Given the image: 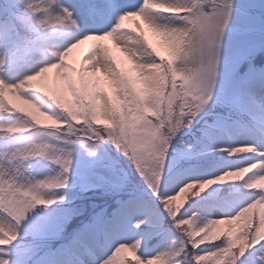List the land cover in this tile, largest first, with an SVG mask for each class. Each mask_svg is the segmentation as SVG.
<instances>
[{
  "label": "snow or ice",
  "instance_id": "obj_1",
  "mask_svg": "<svg viewBox=\"0 0 264 264\" xmlns=\"http://www.w3.org/2000/svg\"><path fill=\"white\" fill-rule=\"evenodd\" d=\"M6 2L11 5L7 11L0 6V84L5 87L8 84L3 76H15L22 65L32 63L43 55V49L38 45L44 38L31 36L35 30L28 19V0ZM42 3L47 11L58 14L62 27L76 26L72 13L67 8L58 13L53 10V6H58L57 0H42ZM115 6L107 0H96L87 5V8L91 13L100 15L105 9ZM22 9H26L23 14ZM246 14L247 6L236 3V0H142L138 10L119 15L115 25L109 30L85 34L68 44L66 51L87 41L112 39L113 47H119V51L127 59V65L124 66V62H118L117 57L103 44H92L90 54L82 59L78 69L77 91L74 94L77 111L73 113L65 109L66 82L57 71L56 83L51 85L52 94H37L41 88L50 87L46 74L56 70L55 65L43 63L34 72L22 76L13 84L15 88L29 79L34 82L32 89L39 99L32 100L31 103L41 113L62 123L65 126L60 127L62 134L68 133L90 144L111 140L131 160L173 220L174 226L180 230L184 239L178 249L161 252L152 259L140 257L137 264H141V261L143 264H237L246 250L257 244L264 248V216L259 214L258 219L253 216V210L257 207L264 209V152H257L254 146L236 145L217 149L229 156L255 154L260 157L258 161L243 167L256 165L246 172H251V175L242 182L248 190L257 187L262 190L251 191V202L234 215L223 220L208 219L198 223L195 217L182 218V204L177 203L173 207V202L178 198L182 199V194L188 190H192V194L197 196L205 186L226 182L229 177H242L244 173L241 174L240 168H227L206 181L186 182L171 195L164 196L161 193L172 141L179 130L191 125L211 99L220 70H224V78L219 87L224 91L229 84L230 65L249 58L258 49L264 50V41L254 42L239 49L234 61L221 59V33L230 23L236 25L238 33L257 30L254 24L245 23ZM131 18L142 21L147 33L155 37L159 46L167 52V64L157 62L156 57H160L161 61L164 57L150 43L145 31L140 30L134 36L131 34L132 29H124L125 21ZM260 31L264 32V27ZM85 61L87 64H84ZM248 78L246 74L242 79ZM251 79L264 84V69L252 73ZM138 83L143 87H135ZM106 84L114 96L121 98L122 104L109 103ZM4 95L11 103L13 97L8 92ZM59 112L63 114L57 115ZM101 118L111 122L103 131L93 127ZM17 131L14 126L0 128V132L8 134ZM47 133L48 127H43L37 134ZM259 134L264 138V130ZM34 148L35 151L15 149L7 156H0V264H35L34 244L22 241L27 237L36 240L43 236L51 220L48 209L57 199L48 197L46 193L50 189L64 186V182L58 178L37 181L35 184L21 183L19 171L16 170L17 163L48 154L50 146L37 145ZM55 160L64 172L68 171L67 158ZM253 169L256 171L253 172ZM58 199L62 201L64 198L61 196ZM37 207L44 211L30 216ZM241 220V230L234 231L233 224ZM142 223L144 221L139 220L135 226L139 227ZM219 224L228 227L218 229L216 226ZM216 240L219 242H213ZM206 243L216 247L208 250L202 247ZM137 248V243L117 244L102 264H125L119 257L124 253L137 256ZM242 264H256L255 254ZM259 264H264V256L259 258Z\"/></svg>",
  "mask_w": 264,
  "mask_h": 264
},
{
  "label": "trees",
  "instance_id": "obj_2",
  "mask_svg": "<svg viewBox=\"0 0 264 264\" xmlns=\"http://www.w3.org/2000/svg\"><path fill=\"white\" fill-rule=\"evenodd\" d=\"M0 6L5 11L11 7L6 0H0ZM26 9L30 10L28 19L35 30L31 36L32 38L35 36L44 37L38 46L43 49V55L50 58L52 52H48L47 49L49 46L58 45L53 43V39L62 35L59 31L62 28L61 23L55 20V13L46 10L42 0H28ZM26 9H22L21 13L23 14ZM53 10L56 11L55 6H53ZM249 12L256 17L260 15L259 18L263 19L261 16H263L264 10L251 9ZM38 13H42V15H37ZM57 22L60 24V29L52 32ZM172 22L179 23V21ZM124 29H132L131 34L134 36L140 30L145 31L150 43L164 57L163 61L160 60V57H156L157 62L167 64V52L159 46L155 37L147 33L145 28L139 25H129ZM99 42L117 57L118 62L123 61L124 66L127 65L126 56L119 51V47L112 45L109 47L107 40ZM92 44L94 42L78 46L67 51V55L62 56L67 70L64 79L66 82L65 109L69 113L77 111L74 94L77 91L78 69L82 59L90 54ZM253 56L256 58L255 65L264 64V53L261 55L255 53ZM37 60L39 57L35 61ZM84 64H87V61ZM72 66L77 69L74 70ZM54 73L55 70H51L47 74L50 87L41 88L38 94L44 92L52 94L51 85L56 83ZM33 83L32 80H27L23 88L25 93L34 92ZM105 87L109 93L107 97L109 103H123L118 95H113L107 84ZM135 87L140 88L143 85L138 83ZM10 96L13 97L11 103L0 91V128L14 126L18 131L13 134L0 132V156H6L8 151H14L17 141L29 140L23 147L32 146L27 150H33L34 143L44 145L55 137L63 142L72 143L79 154L78 157H74L68 153V150H65L62 153L57 152L54 157L46 158V160L45 156H37L20 161L16 165L21 183L35 184L37 181L58 178L64 182V186L68 187L50 189L46 193L48 197L57 198L53 206L65 211L66 217L57 225L48 224L43 236L39 239L33 240L31 237H27L22 241L34 244L36 250L34 261L43 254L52 253L48 264H102V261L109 257L117 244L132 245L137 243V256L124 253L119 257L125 261V264H137L140 257L152 259L153 256L161 252L180 247L184 239L182 233L174 226L173 220L153 195L146 182L142 177H138L136 174L138 171L131 160L111 140L105 139L90 144L80 138L72 137L68 133L62 134L60 127H65L62 123L53 120L52 117L41 113L32 106H28L16 96ZM251 98L254 103V112L261 114L264 111V84L260 81L251 86ZM235 102L226 101L220 96L216 97L210 105L200 111L202 116L197 118L199 113L191 125L176 133V137L172 141V147L168 153L165 179L161 186V193L164 196L171 195L186 182L206 181L221 174L227 168H240L241 174L244 173L240 178L229 177L226 182L205 186L197 196L192 194V190L182 194V199L178 198L173 202V207L177 203L182 204V218L195 217L198 223H203L208 219H217L215 213L218 210L224 219L234 215L241 207L251 202L253 199L251 191L262 190L260 187L248 190L242 182L243 179L251 175V172H246L256 165H251L249 168L243 167L258 161L259 155L229 156L224 151H217L218 148H229L236 145H256L257 148L260 146L261 139L252 137V141L244 131L240 132L242 131L240 127H245L248 131H254L256 134H259L261 130L255 128L247 118L239 113L234 121L219 123L221 117L228 118L227 115H231L236 108H240ZM46 107L49 106L46 105ZM62 114V112L57 113V115ZM74 123L76 122L74 121ZM110 123L105 118H101L99 123L93 124V127L103 131L106 126H110ZM43 127H48V135L40 139L41 135L38 137L37 133ZM70 147L68 146V148ZM55 158L69 160L67 172L58 166ZM83 169L88 170L84 172ZM87 171L89 172L87 173ZM252 171L254 172L256 169ZM61 196L64 198L62 201L58 199ZM42 210L41 207L34 209L37 213ZM259 214L264 216V209L257 207L253 210V216L258 219ZM139 220H143L144 223L136 227V222ZM242 222L243 220L234 223L233 230L240 231L239 226ZM86 226L88 227L86 228ZM216 227L219 229L228 226L219 224ZM20 232L23 238L22 227ZM202 247L213 250L216 245L206 243ZM253 254H255L256 264H259V258L264 256V248L257 244L246 250L244 255L237 260V264L249 260ZM141 264H143L142 261Z\"/></svg>",
  "mask_w": 264,
  "mask_h": 264
},
{
  "label": "rangeland",
  "instance_id": "obj_3",
  "mask_svg": "<svg viewBox=\"0 0 264 264\" xmlns=\"http://www.w3.org/2000/svg\"><path fill=\"white\" fill-rule=\"evenodd\" d=\"M93 2H96V0H57L58 6H55L56 12L58 13L61 9L67 8L72 13V18L75 21L76 26L62 27L61 28L62 31H61L59 30L60 24L57 22L54 25L55 27L52 29V32H54L55 30H59L62 35H60L56 39H53L54 40L53 43H56L58 45H52L48 47L47 51L52 52L50 54L51 57L49 58L43 55L39 58V60L34 61L29 65H22L15 76H11V77L3 76L2 78L6 79L8 84L7 87H5L3 84L1 86L2 87L1 92L3 95L5 92H8V94L16 96L18 99L22 100L28 106H32L36 108L35 105L31 103V101L38 100L39 98L36 95H34V92L25 93L23 90L27 80L20 86L14 88L13 84L16 80H18L24 75L31 74L36 70V68L41 66V64L43 63L48 64L49 66L55 65L56 66L55 71L58 72L61 78L65 79L67 70L65 67V63L62 61L63 60L62 56L67 55L66 49H68V44L74 42L76 39L81 38L85 34L102 33L104 31L109 30L115 25L119 15L123 14L124 12L138 10L142 4V0H107V2L112 3L116 6L110 9H105L102 14L96 15L91 13L87 8V5ZM236 3H243L244 5L247 6L245 23L254 24L257 30L254 32L244 31L238 33L235 30L236 25L234 23H230L221 33L220 55L222 60L229 59L234 61L239 49H241L242 47H246L247 45L254 42L259 43L261 41H264V32L260 31V28L264 27V14L263 16H261L263 17L262 19L259 18L260 15L256 17L255 15L249 12V10L251 9L264 10V0H236ZM57 17L58 14L55 13V20L60 22V20ZM129 25L131 26L139 25L144 28L142 21H140L138 18H131L125 21L124 28ZM73 31L76 33H74ZM105 40H107L109 47L111 45L113 46L114 41L112 39H105ZM90 42L92 43L94 42V44H100L99 41H90ZM84 44H86V42ZM97 51H99V49H97ZM262 51L264 50L258 49L255 53ZM254 54H252L251 56H253ZM57 61H59V64H57ZM262 69H264V65L257 66L253 62L244 66L243 60L240 61L239 63L231 64L229 68V84L226 90L224 91H222L219 87V84L223 81L224 78V70L221 69L220 74L217 77V87L213 89L211 93V99L208 101L206 105L203 106V108L209 105L212 101H214L216 97L220 96L222 99L232 103L236 101L235 103L241 105L243 109L245 108L244 110L253 109L254 103L251 98V86L259 80L251 79V75L252 73ZM246 74L248 75L249 78L242 79L246 77ZM54 77H55V73H54ZM240 129L242 130L240 132L244 131L245 134L252 141H253L252 137L262 139V142L259 147H262V150H264V138H262L260 134H256L254 131H248V129L245 127H240ZM33 135L36 136V134ZM37 135L39 137V134ZM47 135L48 134L41 135L40 139L44 138V136ZM27 142H29V140L26 139L17 141L15 144L16 147L15 149L27 150L28 148H31L32 146L23 147V145H25ZM44 145L50 146L48 154L44 155L45 160L46 158L54 157L57 152L62 153L65 150H68V153L71 156L74 157L79 156V154L76 151V148L73 147L74 145L72 143L63 142L57 139L56 137L55 139H52V141L50 140V142H47ZM34 146L37 145L34 143ZM68 146L71 147L68 148ZM33 151H35V148H33ZM10 153L11 152L8 151V153H6V156ZM83 162L86 161L83 160ZM5 166L6 167L8 166L7 163L5 164ZM58 166H60V164H58ZM86 170L88 169H83L84 172H86ZM88 172L89 171H87V173ZM136 174L138 175V177H141V175L138 174L137 172ZM48 211L51 215V220L48 223L50 225H57L67 215L65 211H61L60 209H57L54 206H51ZM35 213L37 212H35L33 209L32 212L30 213V216ZM216 216H219V213H217ZM87 227L88 226H86V228ZM51 255L52 253L43 254L37 257L34 262L35 264H48L50 259L52 258Z\"/></svg>",
  "mask_w": 264,
  "mask_h": 264
}]
</instances>
